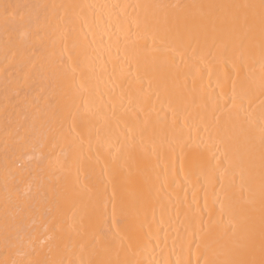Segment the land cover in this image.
Returning a JSON list of instances; mask_svg holds the SVG:
<instances>
[{"label":"bare ground","instance_id":"6f19581e","mask_svg":"<svg viewBox=\"0 0 264 264\" xmlns=\"http://www.w3.org/2000/svg\"><path fill=\"white\" fill-rule=\"evenodd\" d=\"M0 264H264V0H0Z\"/></svg>","mask_w":264,"mask_h":264}]
</instances>
